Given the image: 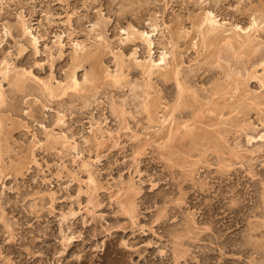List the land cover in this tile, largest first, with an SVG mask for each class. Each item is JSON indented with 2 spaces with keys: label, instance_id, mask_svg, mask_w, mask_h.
Instances as JSON below:
<instances>
[{
  "label": "rangeland",
  "instance_id": "obj_1",
  "mask_svg": "<svg viewBox=\"0 0 264 264\" xmlns=\"http://www.w3.org/2000/svg\"><path fill=\"white\" fill-rule=\"evenodd\" d=\"M263 54L264 0H0V264H264Z\"/></svg>",
  "mask_w": 264,
  "mask_h": 264
},
{
  "label": "bare ground",
  "instance_id": "obj_2",
  "mask_svg": "<svg viewBox=\"0 0 264 264\" xmlns=\"http://www.w3.org/2000/svg\"><path fill=\"white\" fill-rule=\"evenodd\" d=\"M211 17H212V15H211ZM205 18H206V16H205ZM212 19H213V17H212ZM212 19H211L210 17H208L205 21L203 20V23H202V25L204 24V22L206 23L205 31H207L208 34H209V33H212V31L215 30V27H214V25H215L214 22H215V21H213L214 19H213V20H212ZM101 23H102V22H101ZM254 23H256V22L253 21V24H254ZM216 24H217V23H216ZM104 25H105V24H104ZM106 25H107V24H106ZM204 25H205V24H204ZM257 25H258V24H257ZM257 25H256V26H257ZM105 27H106V26H105ZM105 27H104V28H105ZM216 29H217V28H216ZM205 31H204V32H205ZM101 32H102V31H101ZM207 32H206V34H207ZM129 33H130V32H129ZM134 33H135V32H134ZM158 33H159V32H158ZM131 34H132V33H131ZM131 34H130V35H131ZM135 34H136V33H135ZM204 34H205V33H204ZM132 35H133V34H132ZM132 35H131V37H132ZM209 35H210V34H209ZM82 37H83V36H82ZM148 37H149V35H148ZM183 37H184V36H183ZM246 37H247V36H246ZM248 37L250 38V36H248ZM248 37H247L246 39H248ZM149 38H150V37H149ZM149 38H148V39H149ZM213 38H214V37H213ZM232 38H233V37H232ZM244 38H245V36H244ZM145 39H146V38H143V36L135 35V36L132 37V38H129V39L127 38V41H130V43H131V42H134V41H136V40H139V41H141V43H144V42H142V41H144ZM150 39H151V38H150ZM230 39H231V38H230ZM233 39H234V38H233ZM124 40H125V39H124ZM249 40H250V39H249ZM212 41H213V39H212ZM243 41H244V40H243ZM236 42H237V41H236ZM36 43H37V42L34 41L33 46L36 45ZM96 43H97V41H96ZM96 43H95V44H96ZM145 43H146V42H145ZM147 43H148V46H149V49H150L152 43H151L149 40L147 41ZM241 44H242V43H241ZM235 45H236V44H235ZM238 45H239V46H237V47H240V44H238ZM128 46H129V45H128ZM148 46H147V47H148ZM242 46H243V47H246V49L249 51V53H250V50L252 51L251 41L249 42V44H246V41H245V42L243 43ZM257 46H258V45H257ZM231 47H232V46H231ZM250 47H251V48H250ZM255 47H256V46H255ZM255 47H254V48H255ZM240 48H242V47H240ZM240 48H239V49H240ZM239 49H238V50H239ZM152 50H153V49H152ZM152 50H150V51L152 52ZM242 50H243V49H242ZM256 50H257V49H256ZM88 51H89V50H88ZM106 51H107V50H106ZM253 51H254V50H253ZM21 52H22V51H21ZM96 52H97V50H96ZM148 52H149V51H148ZM254 52H255V51H254ZM87 53H88V52H87ZM92 53H93V52H92ZM149 53H150V52H149ZM99 54H100V53H99ZM163 54H165V53H163ZM77 55H78V54H77ZM77 55H75V57H76ZM95 55H96V54H95ZM150 55H151V53H150ZM150 55H149V56H150ZM263 55H264V54H263ZM162 56H163V55H162ZM162 56H161V58H160L159 61H158V62H160V63L158 64L157 67H159V65L162 64L163 62L165 63V58L162 57ZM165 56H166V55H165ZM247 56H248V55H247ZM60 57H61V56H60ZM81 57H82V56H81ZM81 57L78 56V57H76L77 59L75 58V60H76L75 66L78 65L79 63L81 64V61L83 60ZM255 57H256V56H255ZM116 58H117V57H116ZM73 59H74V57H73ZM81 59H82V60H81ZM88 61H89V60H88ZM73 62H74V61H73ZM84 62H85V61H84ZM122 62H123V60H122ZM73 64H74V63H73ZM90 64H92V63H90ZM126 64H127V63H126ZM135 64H136V65H135ZM135 64L133 63V65H134L133 67H128V66H127V67H128L127 69H129V68H130V69H133L134 67H140V68L143 67L142 65H140V64H138V63H135ZM4 65H5V64H4ZM92 65H94V64H92ZM145 65H147V64H145ZM78 66H80V65H78ZM130 66H131V65H130ZM150 66L153 67V64H151V65L148 64V66H145V67H146V73H149V74H150V72H151V69H150L151 67H150ZM92 67H93V66H92ZM145 67H144V68H145ZM155 67H156V66H155ZM73 68H74V67H73ZM141 69H142V68H141ZM94 70H95V69H94ZM142 70H143V69H142ZM152 70H153V69H152ZM40 71H41V70H40ZM143 72H144V71H143ZM152 72H153V71H152ZM172 74H173V73H172ZM119 75H120V74H119ZM146 75H148V74H146ZM150 75H152V74H150ZM16 76H17V75H16ZM94 76H95V75H94ZM96 76H97V75H96ZM116 76H117V75H116ZM158 76H159V75H158ZM169 76H170V75H169ZM8 77H10V76H8ZM8 77H5V78H8ZM149 77H150V76H149ZM175 77H177V74H176V73H175ZM114 78H115V77H113V80H114V81L112 80L113 83H112V82H111V83L114 84V85L119 84V82L121 81V80H119V79H121V78H120V77H116L115 79H114ZM165 78H166V77H165ZM70 79H72V84L69 83L66 87L62 88L60 92H56V93H54L53 91L55 90V88H54V90H52V89L50 88L51 91L47 92V93H48V97H49V98H53V99H54V98H57L59 95H62L61 97H63V96L65 95V93H66L67 90H71V91L73 90V91H72L73 93H74V91H76V90L79 91V90H78L79 88H77L79 85H78V82H77L76 79H75V71H73V73H72V77H71ZM89 79H90V78H89ZM87 81H88V80H87ZM90 81H91V80H90ZM95 81H97L96 78H95ZM97 82H98V81H97ZM17 83H18V82H17ZM17 83H16V84H17ZM20 83H21V81H19V83H18L17 85H19ZM88 83H89V82H88ZM16 84H15V85H16ZM23 84H24V82L22 81V84H20V85L18 86V89H17V90H18L19 92L21 91L22 88L24 89V87L22 86ZM25 84H26V83H25ZM96 84H98V83H96ZM149 84H150V83H149ZM177 84H179V83H177ZM17 85H16V87H17ZM28 85H30V84H28ZM28 85H27V86H28ZM92 85H93V84H92ZM92 85H91V86H92ZM135 85H136V84H135ZM179 85H180V84H179ZM179 85H178V87H179V88L181 87L180 90H182L183 86H179ZM30 86H31V85H30ZM30 86H29V88H30ZM93 86H94V85H93ZM31 87H32L31 89H33V86H31ZM36 87H37V86H36ZM49 87H51V86H49ZM116 87H117V85H116ZM85 88H86V87H85ZM87 88H88V87H87ZM91 88H92V87H91ZM23 89H22V92L24 91ZM37 89H38V88H37ZM184 89H185V88H184ZM28 90H29V89H28ZM28 90H27V91H28ZM39 90H41V89H39ZM80 90H81V89H80ZM96 90H97V89H96ZM33 91H35V89H34ZM33 91H32V92H33ZM46 91H48V90H46ZM46 91H44L45 94H46ZM58 91H59V90H58ZM10 92H11V91H10ZM32 92L29 91L30 94H31ZM42 92H43V91H42ZM85 92H86V91H85ZM134 92H135V91H134ZM182 92L185 93L186 91H185V90H182ZM182 92H181V93H182ZM188 92H189V90H188ZM0 93H1V92H0ZM67 94H68V93H67ZM179 94H180V93H179ZM0 95H1V94H0ZM83 95H85V94H83ZM134 95H136V94L134 93ZM183 95H184V94H183ZM15 96H17V95H15ZM74 96H75V95H74ZM77 96H79V95H77ZM179 96H180V95H179ZM1 97H2V96H0V100H2ZM68 97H69V94H68ZM72 97H73V96H72ZM83 97H84V96H83ZM85 97H87V96H85ZM181 97H182V95H181ZM183 97H184V96H183ZM79 98H80V96H79ZM82 99H83V98H82ZM192 100H193V99H192ZM52 101H53V100H52ZM78 101H79V100H78ZM85 101H86V100H85ZM87 101H88V100H87ZM87 101H86V102H87ZM3 102H4V101H2L1 103H3ZM89 102H90V101H89ZM89 102H88V103H89ZM182 102H183V101H182ZM188 102H189V101H188ZM1 103H0V105H1ZM28 103H29V102H28ZM84 104H85V103H84ZM86 104H87V103H86ZM89 104H90V103H89ZM2 105H3V104H2ZM33 105H34V104H33ZM33 105H32V106H33ZM90 105H91V104H90ZM179 105H180V104H179ZM261 105H262V104H261ZM9 106H10V105H9ZM85 106H86V105H85ZM149 106H150V105H149ZM254 106H255V105H254ZM86 107H88V106H86ZM147 107H148V106H147ZM79 109H80V108H79ZM150 109H151V106H150ZM150 109H149V108H145V110L147 111L148 114H149L148 111H150ZM6 110H7V109H6ZM145 110H144V111H145ZM0 111H1V110H0ZM14 111H15L16 113L19 112L18 109H17V110H14ZM32 111H33V110H32ZM17 114H18V113H17ZM78 114H79V113H78ZM148 114H147V115H148ZM150 114H151V113H150ZM30 116H31V115H30ZM1 118H2V117H1ZM59 120H60V119H59ZM57 123H58V121H57ZM59 123H60V122H59ZM11 127H12V126H11ZM176 129H177V128H176ZM11 130H12V129H11ZM13 130H14V129H13ZM5 133H6V132H5ZM187 133H188V132H187ZM8 135H9V134H8ZM6 147H7V146H6ZM0 151H1V150H0ZM5 151H6V150H5ZM9 153H10V152H9ZM1 156H2V155H1ZM0 159H1V158H0ZM1 160H2V159H1ZM1 160H0V161H1ZM0 170H1V169H0ZM89 178H90V176H89ZM91 178H92V177H91ZM90 183H91V182H90ZM128 188H129V187H128ZM122 204H123V203H122ZM130 205H131V204H130ZM130 207H131V206H128V208H130ZM0 208H1V207H0ZM122 209H123L124 211H126V214L131 215V214L133 213L132 211H130V209H125L123 206H122ZM120 210H121V209H120ZM131 210H132V209H131ZM69 214L72 216V213H69ZM70 215H69V216H70ZM133 216H134V215H133ZM131 217H132V215H131ZM66 218H68V217H66ZM62 219H63V218H62ZM5 227H6V226H5ZM71 240H72V237H69L68 239L65 238V239H64V242L67 241V242H68L67 244H69V242H71ZM71 243H72V242H71ZM65 245H66V242H65Z\"/></svg>",
  "mask_w": 264,
  "mask_h": 264
}]
</instances>
